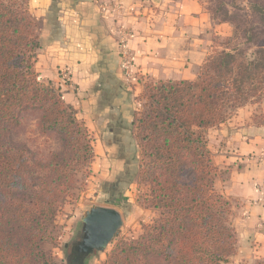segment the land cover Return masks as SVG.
Wrapping results in <instances>:
<instances>
[{"label":"trees","instance_id":"1","mask_svg":"<svg viewBox=\"0 0 264 264\" xmlns=\"http://www.w3.org/2000/svg\"><path fill=\"white\" fill-rule=\"evenodd\" d=\"M254 6L264 14L262 0ZM41 48L29 0H0V264H56L47 245H59L58 214L95 159L89 128L35 68ZM138 97L140 176L159 217L138 238L118 241L103 264H234L233 205L216 188L207 131L264 102V46L250 57L217 51L194 80L149 81ZM27 115L56 148L19 142Z\"/></svg>","mask_w":264,"mask_h":264},{"label":"crops","instance_id":"2","mask_svg":"<svg viewBox=\"0 0 264 264\" xmlns=\"http://www.w3.org/2000/svg\"><path fill=\"white\" fill-rule=\"evenodd\" d=\"M29 9L42 42L35 68L92 133L97 179L129 172L136 98L145 84L194 80L225 31L203 0H29ZM249 106L210 131L208 145L220 169L216 188L233 205L239 255L255 261L264 259V123H251Z\"/></svg>","mask_w":264,"mask_h":264},{"label":"rangeland","instance_id":"3","mask_svg":"<svg viewBox=\"0 0 264 264\" xmlns=\"http://www.w3.org/2000/svg\"><path fill=\"white\" fill-rule=\"evenodd\" d=\"M257 1L203 0L211 17L215 21L223 23L225 27L224 34L215 37L211 55L217 51H244L250 57L256 50L264 46V14L255 11L254 3L256 4ZM262 4H264V0H262ZM221 20L228 21L221 22ZM136 99L138 102L135 112L141 110L144 103V99L141 97H137ZM248 105L253 108V122L251 121V123L263 124L264 102L255 105L248 103ZM238 110L230 115L224 123L208 129L207 137L210 131H216L221 125L227 124L230 120L234 122ZM134 137L137 142H132L128 146L131 154L129 157L131 158V170L129 169L127 174L123 173L120 178L97 179L91 168L92 162L79 173V182L76 189H74V195L63 204L57 217V223L60 227L58 235L59 245H47V248L55 256L56 264L68 263L69 246L75 239L79 238L81 233V217L93 205L117 208L123 216L124 224L121 233L105 251L92 253L82 264H103L107 259L108 253L118 241L138 238L145 233V226L152 224L159 217V210L150 206L152 200L150 185L147 181H143L140 176L141 165L145 162V159L139 146V140L135 134ZM215 139L213 142H224L223 139ZM18 140L19 142L34 143L33 146L36 144L43 151L48 150L49 148L47 147L49 146H52L54 149L58 145V141L54 137L45 136L41 133L37 126V119L33 115H27L25 127L18 136ZM94 140L93 137L95 150V147L97 148L98 145ZM208 142H211V139L208 138ZM219 175L220 169L218 167L217 178ZM66 244L69 246H66ZM232 261L234 264H254L258 260H246L243 256L239 255L238 249V253L232 257Z\"/></svg>","mask_w":264,"mask_h":264},{"label":"water","instance_id":"4","mask_svg":"<svg viewBox=\"0 0 264 264\" xmlns=\"http://www.w3.org/2000/svg\"><path fill=\"white\" fill-rule=\"evenodd\" d=\"M79 238L69 246L70 254H77L81 263L92 253L105 251L121 233L124 220L115 207L93 205L81 217Z\"/></svg>","mask_w":264,"mask_h":264},{"label":"built area","instance_id":"5","mask_svg":"<svg viewBox=\"0 0 264 264\" xmlns=\"http://www.w3.org/2000/svg\"><path fill=\"white\" fill-rule=\"evenodd\" d=\"M124 37H122L121 41H122V54H123V67L125 69V72L127 74H130L131 73V69H132V66H133V58L132 56L130 55V53L128 52V50L124 49V45H125V39H123Z\"/></svg>","mask_w":264,"mask_h":264},{"label":"flooded vegetation","instance_id":"6","mask_svg":"<svg viewBox=\"0 0 264 264\" xmlns=\"http://www.w3.org/2000/svg\"><path fill=\"white\" fill-rule=\"evenodd\" d=\"M72 255L75 256V257L73 256V258H74L73 259L74 264H82L81 263V258L79 257V255H77V254H72Z\"/></svg>","mask_w":264,"mask_h":264}]
</instances>
